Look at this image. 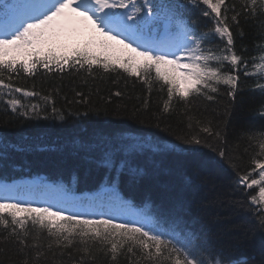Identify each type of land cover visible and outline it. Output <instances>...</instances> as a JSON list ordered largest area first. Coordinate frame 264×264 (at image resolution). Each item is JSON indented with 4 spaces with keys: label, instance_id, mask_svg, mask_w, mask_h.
Here are the masks:
<instances>
[{
    "label": "trees",
    "instance_id": "16d2710c",
    "mask_svg": "<svg viewBox=\"0 0 264 264\" xmlns=\"http://www.w3.org/2000/svg\"><path fill=\"white\" fill-rule=\"evenodd\" d=\"M152 1L142 10L134 0L139 29L185 32L192 85L180 87L168 59L105 35L4 46L0 177L27 171L88 188L107 177L98 164L119 154L113 165L143 171L122 180L127 195L194 228L195 261L264 264L254 181L264 171V0ZM22 217L0 208V264H189L135 230Z\"/></svg>",
    "mask_w": 264,
    "mask_h": 264
},
{
    "label": "rangeland",
    "instance_id": "374dc122",
    "mask_svg": "<svg viewBox=\"0 0 264 264\" xmlns=\"http://www.w3.org/2000/svg\"><path fill=\"white\" fill-rule=\"evenodd\" d=\"M92 1H94V0H71L70 2H68L66 4H63L62 8L59 7V9H58L59 12H61V11L62 12L58 13L59 14L58 17L62 16V18H61V23L58 22V24L54 25V26H56V28H55L56 31H59V32L64 34L65 32L63 30H65L68 33L75 34L76 30H78L77 33H83L85 35H88L87 32L90 30V26H89L90 22L93 21L95 23L96 20L97 21L100 19L103 20L102 17L100 16V13L96 9H93L94 13L92 12L93 13L92 17L90 15L76 16L73 13V11H76L77 9H75V7L81 6L82 2H92ZM85 8L88 9L87 11L91 10V8L88 5H85ZM55 15H56V12L54 14H52V16H55ZM52 16L51 15L48 16V17H50V20H48L46 17L44 19V21H41L38 24L45 25V23L46 24L47 23L50 24V22L53 23V20L55 18H53ZM83 19L86 20V22H87L86 24L88 27L82 26L83 25L82 24ZM170 40H172V39H170ZM128 42L131 44H134L129 40H128ZM142 44H143V41L138 39V43L137 44L135 43L134 45H137V47H140L141 49L148 48L149 51H152L153 53H155L157 51V49H159V46L157 44L156 45H154V44H148V45L143 44V46L141 47ZM168 48L172 49L173 51H175V50L178 51L179 46L169 45ZM180 49H182V45H180ZM186 54H187V52L186 53L180 52L179 54L170 57V59L173 61L175 67L177 68V70L179 72L180 87L182 89H185V90L188 88L187 85H192V81L188 78V76H186V74L187 75L190 74V72H188V71L192 67L191 61L189 59H187ZM256 178H258V185L260 188V192L264 194V172L259 173V175ZM85 210H87V209H85ZM132 215H133L132 216L133 219H131V220L135 219V221H139L142 225L149 221L148 218H143V216L136 215L134 212H132Z\"/></svg>",
    "mask_w": 264,
    "mask_h": 264
},
{
    "label": "bare ground",
    "instance_id": "6f19581e",
    "mask_svg": "<svg viewBox=\"0 0 264 264\" xmlns=\"http://www.w3.org/2000/svg\"><path fill=\"white\" fill-rule=\"evenodd\" d=\"M163 147H160L159 149L162 150ZM119 154H108L107 157L110 159V160H114V159H117V158H121V155L118 156ZM101 156V155H100ZM105 160V158L103 159V161ZM115 161H118V160H115ZM138 175H142V174H138ZM104 176H105V172H104ZM26 181H29V180H26ZM34 183V182H32ZM15 186V184H13ZM104 192H107V189H102L100 190V193H104ZM191 226V225H190ZM193 228V226H191ZM194 229V228H193Z\"/></svg>",
    "mask_w": 264,
    "mask_h": 264
}]
</instances>
